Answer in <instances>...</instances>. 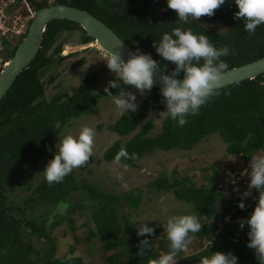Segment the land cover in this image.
<instances>
[{
	"label": "trees",
	"instance_id": "obj_1",
	"mask_svg": "<svg viewBox=\"0 0 264 264\" xmlns=\"http://www.w3.org/2000/svg\"><path fill=\"white\" fill-rule=\"evenodd\" d=\"M28 2L35 10L47 6L44 1ZM161 2L163 4L153 1L158 10L151 9L146 0H52L51 4L87 12L109 28L132 51L150 54L152 59L159 62V70H165V74L171 73L175 66L156 53L153 43H159L163 34H171L177 27L191 29L196 35L208 36L216 48L227 46L233 50L234 54L230 52L221 58L228 64V69L264 57V24L257 27L254 35H249L244 31L243 19H234L238 11L236 5L218 9L212 17H208L209 23L221 25V29L215 31L208 29L199 20L190 19L182 23L175 11L167 8V1ZM64 31L71 35L79 33L78 44L92 41L75 23L64 20L48 22L34 58L21 70L0 100V264H90L77 256H57L56 241L45 228L49 208L60 207L70 195L78 191L84 192L83 198L89 201V221L93 227L83 240L97 239L106 254L101 264H147L149 259H158L161 254L167 253L170 242L164 229L166 223L154 228L153 236L145 234L138 237L125 217L120 202L136 210L141 201L139 188L107 196L98 192L94 186L76 180L72 172L61 183L51 186L44 176L21 206L7 201V193L11 189L9 185L17 183L26 168H36L41 160L50 159L51 146L57 142L70 121L92 108L97 100L110 98L105 95L104 88L93 92L98 83V75L95 73L84 76L76 90L66 98L59 93L47 100L43 98L45 83L41 77L63 60L59 55L61 44L53 45L56 36ZM14 50L15 47L9 49L8 55L12 56ZM81 65L82 60H79L73 67ZM182 76L183 73L177 78L182 79ZM51 82L49 76L46 83ZM116 82L121 87L110 88L112 95L130 89V86H124L119 80ZM160 92L153 87L138 103L135 113L121 114L108 127L112 133L124 137L141 126L122 145L116 141L108 147L102 154L105 162H113L121 148L126 149L130 155L136 153L138 159L154 150L188 151L212 134H217L225 145L226 157L241 160L240 168L249 165L252 155H264V73L252 80L220 88V94L202 106L198 115L187 117L188 123L183 127L172 120L169 114L166 115L160 123L159 131L148 136L153 129V122L151 118L144 122L145 118L165 110ZM56 121L61 123V129L55 128ZM135 161L122 158L119 164L133 167ZM219 165L220 161L217 160L201 168L199 182L192 168H189L183 173L176 170V175L174 171L171 172L170 180L162 177L149 184L157 191L171 193L175 200L188 205L191 214L198 216L204 225L201 232L195 234V239L206 241L205 247L185 256L179 253L177 264H200L203 257L215 252L233 254L238 258L237 264H259L254 251L246 246L249 243L248 225L240 229L238 224L241 219L247 220L250 217L259 193L253 190L252 195L242 201L246 208H238L241 198L227 197L226 193L216 188L222 178L218 171ZM33 206H40L42 211L34 217H27L25 211L30 214L29 211L34 210ZM78 207L79 204L74 203L65 211V215L71 214ZM53 217L52 225L59 224L61 215ZM217 220L221 225L216 224ZM66 223L73 234L75 228L72 219L67 217ZM157 233L161 234L158 240ZM72 239L73 244L80 242L75 235H72ZM143 239L151 240V251L138 256V245ZM209 239L212 240L211 247L208 245ZM34 240L40 241V244L35 245ZM69 251L73 252L72 246Z\"/></svg>",
	"mask_w": 264,
	"mask_h": 264
},
{
	"label": "clouds",
	"instance_id": "obj_2",
	"mask_svg": "<svg viewBox=\"0 0 264 264\" xmlns=\"http://www.w3.org/2000/svg\"><path fill=\"white\" fill-rule=\"evenodd\" d=\"M37 1H44L47 4L46 7L52 5V0ZM225 2L226 0H167V8L175 11L179 21L187 23L190 19L196 21L201 17H212ZM234 2L238 8L234 19H243L244 31L249 35H254L257 27L264 24V0H234ZM32 8L34 9L33 6ZM27 29L20 37L19 43L24 38ZM75 38H79V33L75 34ZM18 44L14 46L15 49ZM91 44H94V47L90 46L91 48L97 47L93 42L77 46L81 48ZM153 47L164 61L171 62L175 66L171 73L165 74V70L161 72L159 62L152 59L150 54L140 53L139 50L130 53L127 62H124L119 52L106 51L104 62L108 70L114 74L115 79L104 88V93L112 99L120 114L135 113L138 110V104L135 103L136 95L126 90H121L119 95H112L109 89L121 87L116 82L119 80L124 86H131L144 95L155 86L156 74H158L162 85L160 92L163 97L162 103L170 118L183 127L188 123L187 117L198 115L202 106L220 94L219 89L223 85V77L228 70V64L221 58L228 56L230 52L234 54V52L227 46L216 48L208 36L196 35L191 29L183 30L180 27L173 29L171 34H163L160 42L153 43ZM68 54L66 51L62 57ZM11 57L8 55L7 60L9 61ZM181 73H183L182 79H178ZM54 126L56 129L62 127L59 121H56ZM61 135L63 139L58 153L47 163L43 171L49 186L61 183L73 170L86 166L94 154L95 131L93 128L84 126L77 137L64 135L63 132ZM122 158L135 161L138 156L136 153L130 155L126 149L121 148L114 158V163L119 164ZM121 166L125 169L128 167L127 164ZM245 167L248 169H245L242 175H244L243 179L249 183L248 190L241 194L238 208L241 210L246 208V204L242 201L250 197L253 190L259 195L250 217L247 220L241 219L238 224L240 229H243L245 224L248 225L249 243L246 246L254 251L259 264H264V155H252L249 165L247 164L240 170ZM246 176L249 177L250 182ZM62 207L66 210L69 205L63 204ZM224 221L226 222L225 219ZM217 222L221 225L219 220ZM203 226L196 215L170 216L164 225L167 239L170 242V250L161 254L158 259H149L147 264H177L179 253L188 250L189 245L195 239V234L200 233ZM154 231V228L141 222L138 224L137 236L143 237L147 234L151 237ZM208 245L212 246V240H208ZM151 247V240H140L137 255L144 256L151 251ZM237 261L238 258L231 253L215 252L203 257L200 264H237Z\"/></svg>",
	"mask_w": 264,
	"mask_h": 264
},
{
	"label": "rangeland",
	"instance_id": "obj_3",
	"mask_svg": "<svg viewBox=\"0 0 264 264\" xmlns=\"http://www.w3.org/2000/svg\"><path fill=\"white\" fill-rule=\"evenodd\" d=\"M146 1L153 10H158V6L155 3L163 4L161 0ZM153 1L155 3H153ZM138 2H141V0H138ZM234 5V0H226L225 4L221 6L220 9ZM199 21L210 30L217 31L221 29L220 24L209 23L208 17H201ZM57 43H60L62 45V50H64L67 47L77 46L79 42H77L75 35H71L69 32L64 31L56 36L53 46ZM88 47H90V45L82 46L79 51L77 50L74 52L65 50L71 54L67 57H63V60L58 65L46 71L41 77V81L45 83L43 87L44 99L47 100L52 95L58 93L62 94L64 98L68 97L76 90L81 79L90 73L98 75V83L93 92L102 90L110 81L115 79L114 74L106 67V63L104 62L105 54L97 51L95 48H91L94 47V44H91L90 48ZM62 55H64V51H61L60 56L62 57ZM79 60H82V65L74 68V63ZM49 76L52 78L50 84L46 83ZM128 91L136 95L137 99L135 103L137 104L149 94V92H146L144 95H141L131 86ZM161 104L164 105L163 103ZM120 115V112L116 109L111 98H101L94 103L92 108L83 112L78 118L72 119L70 124L65 127L62 132L64 135L77 137L84 126L91 127L95 131L94 154L84 168L73 170V175L76 180L94 186L98 192L107 196L119 195L132 188H139L141 190V201L136 210H131L120 202L123 206L125 217L128 218L136 233L138 224L141 222H144L148 227L156 228L165 224L170 216L192 215L188 205L175 200L169 192L155 190L149 185L151 181L162 177H166L170 180L171 172L177 170L183 173L185 169L192 168L195 179L199 182L201 174L200 169L215 163L217 160L220 161L218 168L222 177L219 181L220 183H222L225 176L228 175L227 177H229L240 170L241 160L238 158L233 159L226 157L227 154L224 151L225 145L220 141L217 134L205 137L188 151L171 150L163 152L154 150L150 154L143 155L137 159L134 162V166H128L127 169L123 168L121 166L122 164L114 163V161L105 162L102 159V154L108 147L116 141L122 145L141 127L139 126L132 134L119 137L112 133L108 127L111 126ZM166 115H168V113L165 109L163 113L151 114L145 118L144 122L148 118H151L153 122V129L149 132L148 136H153L159 131L160 123ZM62 139L63 136L60 134L57 142L51 146L49 160H41L39 166L36 168H26L23 176L18 179V182L9 185L11 189L7 193L8 202L21 206L22 201L30 195L33 187L44 177L43 171L47 163L58 153ZM220 191L224 192V189ZM84 195V192L78 191L69 196L64 204L71 207L74 203H78L80 206L75 208L69 215H65V211L69 207L65 210L62 205L60 207L51 206L46 217L45 228L48 234L56 241L57 256H77L90 264H101L104 262L106 254L102 251V247L97 239L91 238L86 242L83 240L88 235V232L93 230L89 221L91 210L89 201L83 198ZM33 209V211H29L30 214L25 211L27 217L30 215L34 217V215L42 211L40 206H33ZM54 215H61L62 217L60 223L57 225H52ZM67 217L71 218L73 221V226L75 228L73 234L67 226ZM216 224L219 225V222ZM24 234L25 238H27L28 235L25 231ZM72 235L80 239L78 244H73ZM160 235V233L156 234L157 240L160 238ZM34 244L38 246L40 241L34 240ZM205 245L206 241L193 239L188 250L182 252V256L202 250ZM70 246L73 247V252L71 253L69 251Z\"/></svg>",
	"mask_w": 264,
	"mask_h": 264
},
{
	"label": "water",
	"instance_id": "obj_4",
	"mask_svg": "<svg viewBox=\"0 0 264 264\" xmlns=\"http://www.w3.org/2000/svg\"><path fill=\"white\" fill-rule=\"evenodd\" d=\"M52 20H64L77 24L105 54L106 51L119 52L124 62H127L129 54L133 53L109 28L83 10L59 4L40 8L36 11L24 38L16 47L6 67L0 72V100L6 94L21 70L26 68L34 58L40 47L43 29ZM65 50L74 52L79 51L80 47H67ZM263 73L264 57L228 69L223 77V85L221 88L245 80H252ZM161 87L159 75L156 74L154 88L161 90Z\"/></svg>",
	"mask_w": 264,
	"mask_h": 264
},
{
	"label": "built area",
	"instance_id": "obj_5",
	"mask_svg": "<svg viewBox=\"0 0 264 264\" xmlns=\"http://www.w3.org/2000/svg\"><path fill=\"white\" fill-rule=\"evenodd\" d=\"M34 14L35 10L28 0H0V70L7 64L9 49L14 47L25 33ZM245 169L248 168L245 167L229 177L225 176L222 183L217 184V189H225L227 195L241 198V194L248 190L249 184L243 179L242 173Z\"/></svg>",
	"mask_w": 264,
	"mask_h": 264
},
{
	"label": "flooded vegetation",
	"instance_id": "obj_6",
	"mask_svg": "<svg viewBox=\"0 0 264 264\" xmlns=\"http://www.w3.org/2000/svg\"><path fill=\"white\" fill-rule=\"evenodd\" d=\"M59 5H61V4H59ZM94 43V41L92 40L90 43ZM126 45V44H125ZM97 51H100V52H103L98 46L95 48ZM62 51V50H61ZM61 51H60V53H61ZM137 51V50H136ZM136 51H133V52H136ZM60 53H59V55H60ZM104 53V52H103ZM65 54V53H64ZM71 53H69L68 55H70ZM105 54V53H104ZM67 57V56H66ZM25 69V68H24Z\"/></svg>",
	"mask_w": 264,
	"mask_h": 264
},
{
	"label": "bare ground",
	"instance_id": "obj_7",
	"mask_svg": "<svg viewBox=\"0 0 264 264\" xmlns=\"http://www.w3.org/2000/svg\"><path fill=\"white\" fill-rule=\"evenodd\" d=\"M91 46V45H90ZM64 53H66V51L64 50Z\"/></svg>",
	"mask_w": 264,
	"mask_h": 264
}]
</instances>
